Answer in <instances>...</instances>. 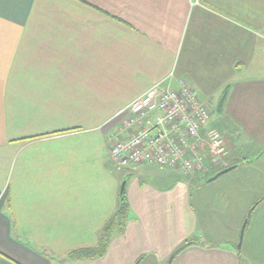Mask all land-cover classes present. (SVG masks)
<instances>
[{"label": "crops", "instance_id": "1", "mask_svg": "<svg viewBox=\"0 0 264 264\" xmlns=\"http://www.w3.org/2000/svg\"><path fill=\"white\" fill-rule=\"evenodd\" d=\"M262 52L264 0H0V264H168L188 241L171 264H244L246 210L223 238L191 194L194 180L245 159L225 144L189 180L119 170L109 137L129 136L123 113L154 84L183 78L209 100L226 88L227 113L264 144V83L236 82ZM122 194L125 233L103 258L69 259L99 244Z\"/></svg>", "mask_w": 264, "mask_h": 264}, {"label": "built area", "instance_id": "2", "mask_svg": "<svg viewBox=\"0 0 264 264\" xmlns=\"http://www.w3.org/2000/svg\"><path fill=\"white\" fill-rule=\"evenodd\" d=\"M176 82L177 88L164 86V81L154 84L123 113L127 116L122 128L130 129L129 136L109 137L117 169L152 165L192 178L209 159L217 163L226 156L222 135L208 129L212 116L208 105L185 79Z\"/></svg>", "mask_w": 264, "mask_h": 264}, {"label": "rangeland", "instance_id": "3", "mask_svg": "<svg viewBox=\"0 0 264 264\" xmlns=\"http://www.w3.org/2000/svg\"><path fill=\"white\" fill-rule=\"evenodd\" d=\"M259 56H262V61L256 64L253 70L238 74L236 82L256 80L264 83V52ZM226 90L225 88L222 92L213 95L211 100L206 99V96H201L204 99L200 98L208 103L212 113L208 129L221 132L225 144L234 157L242 161L245 159V164L212 182L208 181L214 179L218 173L208 175V179L194 180L191 194L192 206L200 223L209 227L212 223L219 229V233L224 234L223 238H226L228 234L227 228H231L238 222L239 217L241 219V210H246L247 217L242 225L236 247L244 264H264V144L258 141L261 134H255L257 131H249L250 127L243 116L227 113ZM224 97L226 100L223 103ZM177 175L182 180L188 179L181 173L177 172ZM229 192L231 202L223 197L227 196L223 194ZM250 240L252 242L249 245Z\"/></svg>", "mask_w": 264, "mask_h": 264}, {"label": "trees", "instance_id": "4", "mask_svg": "<svg viewBox=\"0 0 264 264\" xmlns=\"http://www.w3.org/2000/svg\"><path fill=\"white\" fill-rule=\"evenodd\" d=\"M225 100L226 99L224 97L223 103L225 102ZM128 221H129V203L127 201L125 194H122L118 200L115 212L108 219V221L100 231L99 244L96 247L81 248L74 250L71 253H69L68 258L73 261L103 258L109 250L113 237L116 234L121 235L125 233ZM192 244H194V242L192 243L188 241L183 245H186L187 248Z\"/></svg>", "mask_w": 264, "mask_h": 264}, {"label": "water", "instance_id": "5", "mask_svg": "<svg viewBox=\"0 0 264 264\" xmlns=\"http://www.w3.org/2000/svg\"><path fill=\"white\" fill-rule=\"evenodd\" d=\"M232 168H233V167H231V168H229V169H227V170H225V171H222V172L218 173V175H217L216 177H214V179H212V180H210V181H213V180L217 179L219 176H221L222 174H224V173L230 171ZM243 230H244V228H243ZM242 232H243V231H242ZM241 242H242V237H241V240H240V245L238 246L239 249H240V247H241ZM185 248H186V245H183V246L179 247V248H178V249H177V250L171 255V257H170V259H169V261H168V264H171V263L173 262V260L175 259V257H176L181 251H183Z\"/></svg>", "mask_w": 264, "mask_h": 264}]
</instances>
